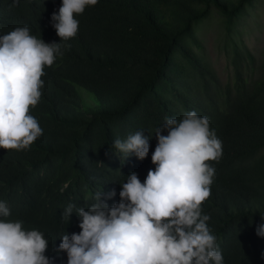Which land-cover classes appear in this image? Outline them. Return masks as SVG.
Masks as SVG:
<instances>
[{
	"label": "trees",
	"instance_id": "1",
	"mask_svg": "<svg viewBox=\"0 0 264 264\" xmlns=\"http://www.w3.org/2000/svg\"><path fill=\"white\" fill-rule=\"evenodd\" d=\"M254 1L97 0L75 17L76 36L60 41L51 17L62 0H0V35L26 26L45 43L61 44L30 109L43 134L24 150L0 148L7 219L43 234L50 264H67L60 238L81 231L76 209L62 218L67 205L87 210L98 191L109 207L119 203L128 175L143 183L154 170L155 132L165 117L179 121L191 111L207 117L222 142V156L209 162L215 175L202 214L223 262L264 264V237L256 232L264 224V73L247 80L236 63L234 85L223 88L194 50L202 49L199 25L214 10L230 33ZM138 131L150 138L144 160L114 147L117 137Z\"/></svg>",
	"mask_w": 264,
	"mask_h": 264
},
{
	"label": "clouds",
	"instance_id": "2",
	"mask_svg": "<svg viewBox=\"0 0 264 264\" xmlns=\"http://www.w3.org/2000/svg\"><path fill=\"white\" fill-rule=\"evenodd\" d=\"M96 3L62 0L51 17L60 41L76 36L75 17ZM58 54L60 43H45L26 26L0 35V148L24 150L43 134L30 109L41 99L44 68ZM155 137L154 170L143 183L136 173L128 175L120 184L119 203L109 207L98 191L87 210L72 203L63 210L62 218L70 220L76 209L81 229L60 238L58 250L67 253V264H224L208 227L210 217L202 214L215 175L209 162L222 156V142L208 118L195 111L179 121L166 116ZM149 140L138 131L124 140L117 137L114 147L144 160ZM115 195L112 191L107 199ZM10 215L0 201V264H50L45 255L49 241L38 230H25L21 221L8 220ZM256 232L264 237V224Z\"/></svg>",
	"mask_w": 264,
	"mask_h": 264
},
{
	"label": "rangeland",
	"instance_id": "3",
	"mask_svg": "<svg viewBox=\"0 0 264 264\" xmlns=\"http://www.w3.org/2000/svg\"><path fill=\"white\" fill-rule=\"evenodd\" d=\"M198 34L203 46L202 49L195 46L194 50L214 70L221 87L234 85L238 63L247 80L264 73V0H255L230 33L214 10L210 18L199 25ZM236 48L240 52L237 59ZM247 51L253 56L252 61Z\"/></svg>",
	"mask_w": 264,
	"mask_h": 264
}]
</instances>
